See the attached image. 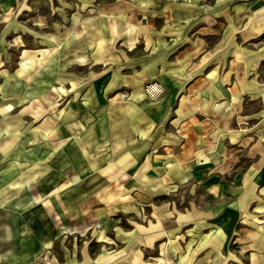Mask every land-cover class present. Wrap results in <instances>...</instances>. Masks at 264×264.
<instances>
[{"label": "crops", "instance_id": "obj_1", "mask_svg": "<svg viewBox=\"0 0 264 264\" xmlns=\"http://www.w3.org/2000/svg\"><path fill=\"white\" fill-rule=\"evenodd\" d=\"M0 264H264V0H0Z\"/></svg>", "mask_w": 264, "mask_h": 264}, {"label": "built area", "instance_id": "obj_2", "mask_svg": "<svg viewBox=\"0 0 264 264\" xmlns=\"http://www.w3.org/2000/svg\"><path fill=\"white\" fill-rule=\"evenodd\" d=\"M121 98L122 99H125L126 98V95L123 93V94H121Z\"/></svg>", "mask_w": 264, "mask_h": 264}, {"label": "rangeland", "instance_id": "obj_3", "mask_svg": "<svg viewBox=\"0 0 264 264\" xmlns=\"http://www.w3.org/2000/svg\"><path fill=\"white\" fill-rule=\"evenodd\" d=\"M122 99V98H121ZM123 100V99H122Z\"/></svg>", "mask_w": 264, "mask_h": 264}]
</instances>
